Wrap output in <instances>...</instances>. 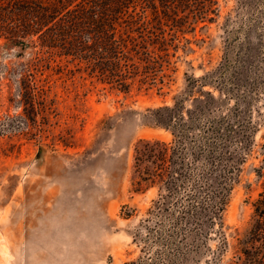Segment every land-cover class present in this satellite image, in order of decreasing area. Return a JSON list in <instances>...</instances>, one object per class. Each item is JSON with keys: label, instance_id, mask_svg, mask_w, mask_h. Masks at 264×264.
Returning <instances> with one entry per match:
<instances>
[{"label": "rangeland", "instance_id": "rangeland-1", "mask_svg": "<svg viewBox=\"0 0 264 264\" xmlns=\"http://www.w3.org/2000/svg\"><path fill=\"white\" fill-rule=\"evenodd\" d=\"M217 6L213 21L176 32L162 84L134 77L125 90L89 76L68 58L26 71L33 50L0 38V264H122L136 258L132 235L156 187L132 191L133 146L141 138L171 139L141 116L175 99L192 107L204 93L201 86L190 91V78L220 75L226 60L225 83L202 87L217 98L204 117L229 113L248 134L246 159L223 213L230 242L235 229L245 231L252 203L264 191V1L218 0ZM241 54L251 59L246 73L235 75ZM30 74L34 82L26 81ZM207 255L187 264H206ZM231 255L229 248L223 260Z\"/></svg>", "mask_w": 264, "mask_h": 264}, {"label": "trees", "instance_id": "trees-1", "mask_svg": "<svg viewBox=\"0 0 264 264\" xmlns=\"http://www.w3.org/2000/svg\"><path fill=\"white\" fill-rule=\"evenodd\" d=\"M217 3L0 0V38L33 50L26 71L68 58L89 76L125 90L134 77L143 84H162L177 48L176 32L194 31L199 22L213 21ZM259 23L264 24V18ZM244 55L235 75L246 73L251 58ZM227 64L226 60L220 75L210 74L209 80L190 78V91L201 86L204 93L192 107L175 99L142 114L143 124L167 130L171 139L141 138L133 146L132 191L156 187V196L132 235L139 255L122 264H187L206 253V264H264V191L252 203L245 231L235 229L230 242L224 227L223 213L246 159L243 144L248 134L229 113L204 117L213 111L217 98L202 87L223 85L221 74ZM28 76L26 81H35L34 75ZM232 141L241 146L239 152L231 149ZM212 240L215 247L209 244ZM229 248L232 255L224 261Z\"/></svg>", "mask_w": 264, "mask_h": 264}]
</instances>
